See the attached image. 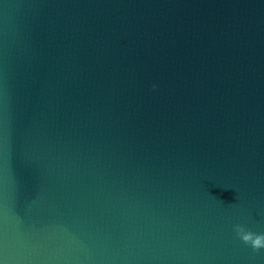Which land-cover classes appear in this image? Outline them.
<instances>
[{
  "label": "water",
  "instance_id": "95a60500",
  "mask_svg": "<svg viewBox=\"0 0 264 264\" xmlns=\"http://www.w3.org/2000/svg\"><path fill=\"white\" fill-rule=\"evenodd\" d=\"M237 224L264 0H0V264H264Z\"/></svg>",
  "mask_w": 264,
  "mask_h": 264
},
{
  "label": "clouds",
  "instance_id": "9594fccd",
  "mask_svg": "<svg viewBox=\"0 0 264 264\" xmlns=\"http://www.w3.org/2000/svg\"><path fill=\"white\" fill-rule=\"evenodd\" d=\"M156 88V85H153ZM234 232L245 245H249L254 252H259V250L264 249V233H254L245 228L242 224H237L234 226Z\"/></svg>",
  "mask_w": 264,
  "mask_h": 264
}]
</instances>
